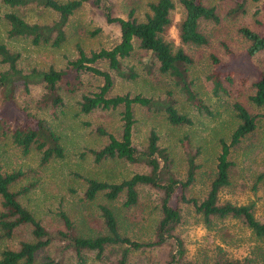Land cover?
Returning <instances> with one entry per match:
<instances>
[{"label":"rangeland","instance_id":"rangeland-1","mask_svg":"<svg viewBox=\"0 0 264 264\" xmlns=\"http://www.w3.org/2000/svg\"><path fill=\"white\" fill-rule=\"evenodd\" d=\"M154 1L105 0V3L112 15L126 18L133 11L132 15L141 20L150 12L149 3ZM172 1V24L167 29V37L192 57L191 62L179 65L181 74L161 71L158 61L134 39L131 53L120 58L123 74L110 67L105 58L81 59L78 77L73 79L71 86L64 81L57 82L61 103L44 99L43 80H25L13 75L10 89L0 83V166L3 171H22L11 189L26 187L19 194V200L52 234L49 244L35 253L30 264H54L55 261L62 264H117L122 248L129 246V242H124L108 244L99 253L96 249L78 251L63 234L67 228L60 212L71 221V235L108 234L102 212V206L106 205L112 209L118 230L124 237L136 242H147L156 237L163 195L160 188L139 184L138 199L132 205L124 204V191L115 199L107 198L104 191L92 199L85 195L88 177L119 182L134 173L150 171V164L145 160L95 159L93 150L106 144L109 134L121 137L124 107L119 104L114 108L96 107L84 112L80 101L83 94L100 91L107 74L112 84L106 96L140 93L160 101L170 98L180 113L190 117L191 123L174 124L162 106L132 104L131 140L136 147L145 149L150 132L155 131L159 147L168 155L167 175L181 180L186 179L190 160L193 161L194 180L185 190L187 196L202 198L208 190L215 174L221 141L229 142L239 123L235 101L243 103L251 113H258L256 128L230 146V183L219 190L218 199L236 204L252 203L255 215L264 219V104L256 105L248 98L254 90L248 64L254 63L264 70V50L248 57V41L239 31L241 26H247L264 32L262 2L245 0L243 8L237 10L239 0H203L207 6L214 7L217 19H201L199 27L207 42L188 45L180 42L178 31L185 10L181 0ZM9 12L18 13L30 23L48 25L59 19V13L39 0H29L22 5H10L0 0V42L11 52L18 53L15 66L21 73L50 67L65 69L81 57L79 48L85 57H91L92 53L109 49L120 40L119 27L107 21L105 7L94 1H84L69 16L63 27L65 37L57 45L33 43L26 35H10V22L6 17ZM55 34L53 31L51 39ZM212 55L217 56L221 66L212 61ZM222 66L234 69V80L225 82V91L215 92L210 75ZM8 69L9 63L0 55V74ZM242 77H246L245 82L241 81ZM29 117L41 120L58 137L60 155L54 153L42 161V150L35 144L25 152L15 142L13 128ZM179 209L180 221L174 232L182 241V260L212 264L225 257L242 258L250 254L253 235L240 219L210 216L207 222L192 205L181 200ZM32 239L29 224L16 227L10 236L4 235L0 226V259L4 249H15L21 241ZM174 251L176 247L171 242L131 248L126 264H167Z\"/></svg>","mask_w":264,"mask_h":264},{"label":"trees","instance_id":"trees-1","mask_svg":"<svg viewBox=\"0 0 264 264\" xmlns=\"http://www.w3.org/2000/svg\"><path fill=\"white\" fill-rule=\"evenodd\" d=\"M10 5L26 4L29 0H3ZM45 6H48L59 13V19L53 24L30 23L23 16L16 12L6 13L10 22V35L30 36L33 43L51 42L54 45L59 44L65 37L64 25L69 16L84 2L94 1L96 5L105 7V16L107 21L115 23L119 27L120 40L109 49H101L99 52L92 53L91 57H85V54L79 48L81 57L72 61L70 66L65 69H55L50 67L47 70L33 69L27 73H21L15 66L18 53L11 52L3 43L0 42V55L2 60L9 63V69L0 74V83L6 84L10 89L13 75H18L25 80H43L45 81L44 99H50L52 103H61L62 99L57 93V82L64 81L71 86L73 79L77 78V72L81 64V59L87 58L95 60L102 57L108 60L110 67L116 69L121 74L124 71L120 67V58L128 56L134 45V39L138 42L139 47L147 50L150 55L159 63L161 71H172L181 74L178 68L180 64L192 61V57L181 47L175 46L172 40L167 37V29L172 24L170 15L174 7L172 0H156L149 3L150 12L144 19H138L130 11L126 18L112 15L109 5L105 0H39ZM258 1V0H254ZM262 7H264V0ZM245 0H239L238 7L243 8ZM185 10L184 17L178 24L179 39L182 44H202L207 39L200 30L201 19H217L213 6H207L203 0H181ZM56 31L55 36L51 39L52 32ZM239 31L248 41L246 54L248 57L260 50H264V32L251 29L247 26H241ZM212 61L221 66V61L216 55H212ZM234 69L230 66L218 67L211 72V79L215 92L225 91V82L231 83L234 80ZM248 74L252 77L251 84L254 88L249 94V100L256 104H264V70L254 63L248 64ZM178 74V75H179ZM246 77H242L241 81ZM112 81L109 75H106L105 84L100 91L92 94H83L80 101V108L84 112H90L96 107L114 108L119 104L123 105L122 110V131L121 137L117 138L109 134V140L100 148L93 150L96 160L102 158L119 157L129 161L145 160L150 164L148 173H134L130 177L119 182H108L96 178H86L87 187L85 195L92 199L100 191H104L109 199H115L121 192H125V205H132L137 202L139 184H150L162 190L161 199V217L156 228L155 239L147 242L132 241L120 234L116 217L112 209L106 205L102 206V212L108 228V234L90 236L71 235L72 224L69 217L60 212L64 221L67 232L63 233L69 237V242L76 250L96 249L101 252L108 244H117L129 242V246L122 248L117 264H126L129 249L141 246H152L171 242L176 251L171 252L167 264H204L190 260H182V241L175 235L174 228L180 221V200L194 207V210L201 214L204 221H209L210 216L218 218L236 217L240 219L250 230L253 235V247L249 255L242 258L225 257L212 264H264V219L258 218L254 213L252 203L236 204L231 201H219V190L230 183L229 168L231 160L228 157L230 146L239 142L244 136L256 128V119L258 113H251L249 109L241 102L235 101L234 107L239 118V123L231 133L229 142L221 141V151L217 157L216 170L210 181L209 188L204 197L187 196L185 190L194 180L193 161L190 160V166L187 177L184 180L169 176L166 173V164L168 161L167 153L159 147L157 140L158 135L151 131L148 136V142L145 149L136 147L131 140L132 125L134 115L132 104L139 103L142 105L152 106L159 105L165 110L170 122L174 124L191 123V119L184 113H180L174 106L172 99L166 98L163 101L155 100L150 96L140 93L132 96L112 95L106 96V92ZM196 101L194 95H190ZM101 132L104 130L99 128ZM13 137L15 142L22 146L27 152L32 144L42 150V161H46L52 154H61V146L58 145V137L47 127L41 120L29 117L28 120L16 123L13 128ZM22 175L20 169L12 171H3L0 166V197L2 210L0 211V226L3 234L10 236L14 229L22 224L31 225V232L34 236L32 240H23L15 248H7L2 251L0 263L17 264L22 261L24 264H30L34 260L35 253L49 244L51 233L44 227L41 221L19 200V194L26 190L11 189V184L18 180ZM54 264H62L55 261Z\"/></svg>","mask_w":264,"mask_h":264}]
</instances>
